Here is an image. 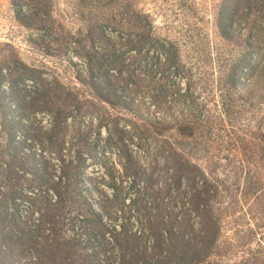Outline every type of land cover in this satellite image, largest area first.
Wrapping results in <instances>:
<instances>
[{
    "label": "rangeland",
    "instance_id": "obj_1",
    "mask_svg": "<svg viewBox=\"0 0 264 264\" xmlns=\"http://www.w3.org/2000/svg\"><path fill=\"white\" fill-rule=\"evenodd\" d=\"M220 1L133 0V6L122 4L117 8L119 15L135 22L134 27L131 29L123 20L121 33H110L109 29L100 33L101 19L112 8L97 7L84 0H0V199H5L9 169L13 167L24 176L19 182L22 184L15 185L17 190L28 196L18 195L16 202L7 201L6 209L17 207L13 215L21 228L44 240L48 228L56 224L47 215L53 212L47 199L52 203L65 199L68 210L62 226L87 251H98L102 264L120 261L109 237L111 227L120 230L125 225L139 236L133 241L150 251L148 220L155 216L154 198H161L151 188L165 193L164 201L170 206L180 202L183 194L175 187L170 194L166 192L173 174L178 173L179 157L165 137L154 135L159 130L151 132L146 127L160 120L168 129H159L168 137L177 122L185 123L194 115L192 108L181 104L183 98L179 96L185 91L183 72L173 65L192 67L198 77L202 66L195 62L194 55L211 53L206 63L211 65L207 68L212 74L209 84L218 78L216 65L223 63L226 70V65L232 67L233 60L249 51L248 33L236 21L233 23L238 14L234 4L224 13ZM262 1L259 5L264 15ZM237 3L248 13V2ZM258 11L253 7L251 14ZM260 23V42L256 44L260 50H255L246 62L241 61L236 70L239 91L248 101L253 100L256 113L264 115V79L255 76L260 68L264 72V21ZM128 32L131 38L141 40V52L148 53L142 67L136 68L138 72L148 62V70L139 80L166 82V87L174 91L168 95L166 105L155 104L140 85L129 81L131 61L127 58L137 48L126 53V67L118 72V49L124 50ZM107 37L113 38L115 44H108ZM166 54L172 58L166 60ZM119 92L127 94V98ZM221 97L226 98L216 91L215 99ZM234 108L241 109L239 101L234 100ZM240 117L242 133L247 129L245 113ZM226 140L219 142L222 150L219 146L213 150L218 155L216 160L222 163L232 159ZM7 150L16 152L18 160L10 161L5 155ZM193 164L196 171L209 175L206 159H196ZM219 171L223 179L225 175ZM180 173L185 177L184 172ZM4 210L0 206V228L6 233L10 225L8 218L1 223L3 214L6 216ZM222 230L225 240L233 234L228 225ZM6 241L0 240V245L12 251L15 263L36 261L35 252L18 250ZM241 254H230L229 261ZM228 257L224 262H229ZM41 264L49 262L42 258Z\"/></svg>",
    "mask_w": 264,
    "mask_h": 264
},
{
    "label": "trees",
    "instance_id": "obj_2",
    "mask_svg": "<svg viewBox=\"0 0 264 264\" xmlns=\"http://www.w3.org/2000/svg\"><path fill=\"white\" fill-rule=\"evenodd\" d=\"M84 1L95 4L97 7L112 8L101 19V25H99L101 27H98L100 33H107L108 29L110 33L113 31L121 33L124 30L123 20H127L126 23L131 29L135 25L134 21H129L128 18L118 14L122 4L133 6V0ZM238 1L221 0L220 4L223 6L224 13L229 12L234 4V10L238 14L233 23L235 24L236 21V25L248 33L246 37L247 40L249 38L247 42L249 51L247 53L243 51L240 59L233 60L232 67L229 64L226 65V70L223 63L216 65L218 80L214 78L209 84L212 74L207 68L211 65L206 63L211 60V53L199 52L194 55L195 62L202 66L198 69V77L193 73L192 67L187 68L180 63H177L176 67L173 65L174 69L183 72L185 82V91L182 95L179 96L178 93L177 95L183 98L181 104L192 108L194 115L185 123L177 122L174 132L168 137L162 129H159V127H165L160 120L149 126L144 123V126H147L146 129L151 132L159 130L154 135L165 137L166 142L179 157L180 165L176 171L178 173L173 174L172 182L167 184L166 192L170 194L175 187L180 190L179 194L183 195L180 202H174L175 204L170 206L164 201L165 193L160 194L158 188H151L156 197L161 196V198L160 200L154 198L152 210L155 216L148 220L147 231L152 241L150 251L147 248H141L137 242L133 241L139 236L136 232L127 229L125 225H122L120 230L109 228L111 231L109 237L120 257L118 264H231L232 262L233 264H264V115L256 113L253 100L248 101L250 99H245L239 91V75L236 70V66L241 61L246 62L247 57L253 56L255 50H260L256 44L260 42L258 35L261 32L260 22L264 21V15H261L263 9L259 5L263 1L245 0L248 2L245 9L248 13L238 7ZM253 7L259 8L260 13L258 11L256 15L255 13L252 15ZM227 30L229 32L230 28ZM226 34L230 35V33ZM144 35L148 36V33ZM131 36H133L131 33L126 35L127 39H124V47L122 46L124 50L118 49L119 55L116 58L118 72L121 71V67H126L124 58L126 53L135 51L137 48L134 54L127 58L131 61L128 66L129 81L140 85L153 98L155 104L166 105L168 95H172L174 91H170V86V88L166 87L169 85L166 82L139 80L142 72L148 70V62L144 63L140 71L137 72L136 68L142 67L143 59L148 53L147 51L142 53L141 40ZM108 44L114 45L115 40L109 37ZM110 56L111 53L108 52L106 59L109 60ZM171 58L170 54H166V60ZM215 69L211 70L216 72ZM255 76L264 79L263 70L260 68ZM262 82L264 84V80ZM204 83L207 84L204 85ZM254 83L258 84L257 78L254 79ZM216 91L226 98L215 99ZM120 94L126 96L125 98L128 96L123 92ZM232 96L233 98L228 99ZM234 100L239 101L241 109L234 108ZM260 100L262 101L263 98ZM242 112L245 113V121L249 125L246 123L247 129L239 133L238 125L242 124L239 123ZM3 118L6 120L5 114ZM227 127H231V130ZM166 129L168 128L165 127L164 130ZM225 138H227L226 144L229 145L232 159L226 158L225 163H222L216 160L218 155H215L213 150L216 146L222 150L220 143ZM5 155L12 162L19 158L16 152L10 150H7ZM196 159L208 161V167H210L208 176L202 170H195L196 165L193 163ZM218 169L225 175L223 179L217 174ZM9 170V187L3 196L5 199H0V206H4V212H6V216L3 214L5 218H2L1 223L3 224L8 218L10 226L6 233L3 227L0 228V240L6 238V242L17 246L21 251L25 250L24 248L30 249L35 252L33 254L36 261L26 263L19 260L15 263L16 259L13 258L15 256L12 251L1 244L0 264H41L42 258L47 259L49 264H102L98 258V251H87L86 246L81 244L79 239L71 237L67 229L62 226L68 210L65 199L60 203H52L47 199L46 203L51 204L53 210L47 215L55 219L56 224L48 228L47 237L44 240L42 238L38 240L37 236L36 239L32 233L21 228V223L16 221L13 215L17 207L13 206L11 211H8L6 202L10 200L16 202L18 195L21 197L28 195L20 189L17 190L15 186L22 184L19 182H22L24 176L13 167ZM180 172H184L185 177ZM8 193H10L9 196ZM59 196L60 199L63 198V194ZM173 200L174 198H171L170 202ZM76 205L79 208L83 207L82 204ZM93 213L101 220L96 210H93ZM224 225H228L230 230H233L231 237H228L229 241L225 240L226 237L222 234ZM231 238L236 241H230ZM240 251L242 254L238 255V258L229 261L230 254L232 256ZM226 256L229 262H224ZM84 257L87 259L85 260ZM140 259L142 261H138Z\"/></svg>",
    "mask_w": 264,
    "mask_h": 264
}]
</instances>
